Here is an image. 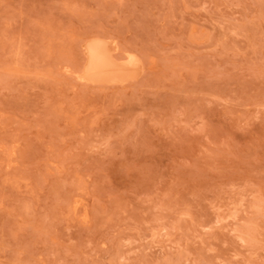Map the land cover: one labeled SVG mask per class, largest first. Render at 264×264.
Wrapping results in <instances>:
<instances>
[{"label": "rangeland", "instance_id": "1", "mask_svg": "<svg viewBox=\"0 0 264 264\" xmlns=\"http://www.w3.org/2000/svg\"><path fill=\"white\" fill-rule=\"evenodd\" d=\"M0 264H264V0H0Z\"/></svg>", "mask_w": 264, "mask_h": 264}, {"label": "bare ground", "instance_id": "2", "mask_svg": "<svg viewBox=\"0 0 264 264\" xmlns=\"http://www.w3.org/2000/svg\"><path fill=\"white\" fill-rule=\"evenodd\" d=\"M105 45L96 41L88 46L89 64L85 68L86 76L93 80H117L129 76V72L136 67V62L118 64L112 61Z\"/></svg>", "mask_w": 264, "mask_h": 264}]
</instances>
